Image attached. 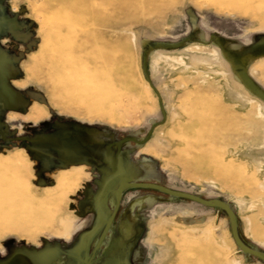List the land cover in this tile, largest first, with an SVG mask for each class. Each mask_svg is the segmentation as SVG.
Here are the masks:
<instances>
[{
  "label": "rangeland",
  "instance_id": "374dc122",
  "mask_svg": "<svg viewBox=\"0 0 264 264\" xmlns=\"http://www.w3.org/2000/svg\"><path fill=\"white\" fill-rule=\"evenodd\" d=\"M124 181L264 254V0H0V259L87 264ZM93 264L264 261L139 189Z\"/></svg>",
  "mask_w": 264,
  "mask_h": 264
},
{
  "label": "water",
  "instance_id": "95a60500",
  "mask_svg": "<svg viewBox=\"0 0 264 264\" xmlns=\"http://www.w3.org/2000/svg\"><path fill=\"white\" fill-rule=\"evenodd\" d=\"M126 189L155 190V191H159L161 193L167 194L169 196L178 197V198L190 200L193 202H197V203L204 205L206 207L221 209L229 217L233 238H234L235 243L239 247V249L245 254H248L250 256L256 257V258L264 261V254L263 253L252 249L251 247L247 246L243 242V240L241 239V237L239 235L238 225H237V221L235 218V213H234L233 209L230 207V205L226 204L224 201H222V200H205L199 196H195V195H192L189 193L174 191V190H171L165 186L154 184V183L124 181L119 185V187L117 189V193H116L117 207L115 209V214L119 210L123 191ZM111 224H112V220L109 222V226H111ZM18 252L19 251H15L10 257H8L7 260H4L3 262H1V264H14V263H16L18 258L21 257L19 254L20 252L19 253Z\"/></svg>",
  "mask_w": 264,
  "mask_h": 264
},
{
  "label": "flooded vegetation",
  "instance_id": "af4514ba",
  "mask_svg": "<svg viewBox=\"0 0 264 264\" xmlns=\"http://www.w3.org/2000/svg\"><path fill=\"white\" fill-rule=\"evenodd\" d=\"M130 190H139V189H126V190L123 191V195H122V199H121V204H120L119 210L115 214V209L117 207V197H116V206L114 208V211L111 214V216L109 217V219L107 220L106 225L103 227L102 232L99 234L98 240H97L96 245H95L94 250H93V253H92L90 259L87 261V264H93L96 253L102 248L103 244L105 243L107 237L109 236V234H110V232H111V230H112V228L114 226L115 219L118 216V214H119V212L121 210V207H122V202H123V198H124L125 192L130 191ZM111 220H112V224H111V226H109V222ZM87 246H88V244L85 242L78 249H76V251H74V253H73L74 258H72V261H74L75 264H79L81 262L84 264L85 258H83V255H86ZM19 254H22V252H20ZM24 254H26V253H24ZM10 256L11 255H9V257ZM26 256H27V259L25 261L21 260L22 258L20 257V258H18L17 262L14 263V264H28V261H29L28 253L26 254ZM81 258H83L84 260L81 259ZM254 258H256V257H254ZM7 259H8V257L6 259H0V264H1V262H3L4 260H7ZM40 263H42V262H38L36 264H40Z\"/></svg>",
  "mask_w": 264,
  "mask_h": 264
}]
</instances>
